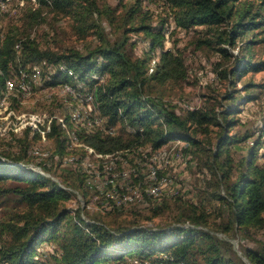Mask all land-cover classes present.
<instances>
[{"label": "trees", "instance_id": "1", "mask_svg": "<svg viewBox=\"0 0 264 264\" xmlns=\"http://www.w3.org/2000/svg\"><path fill=\"white\" fill-rule=\"evenodd\" d=\"M35 1L40 5L31 6L23 24L0 38V95L7 80L18 79L21 70L32 77L25 68L29 63L33 74L36 66H47L45 84H71L85 99L91 98L101 119L100 124L81 123L86 130L78 139L71 136L73 144L81 140L100 154L145 157L176 146L184 159L194 164L199 159V168H207L216 177L219 189L213 195L227 216L212 223L206 210L189 204L187 211L166 224L151 226L134 219L110 225L98 213L91 216L83 207L73 210L67 206L70 195L85 184L82 172L72 184L35 169L25 160L30 155L27 144L14 153L0 152V196L13 192L28 205L24 212L0 218V264H249L225 235L264 228V163L256 162L264 143V113L251 128L233 132L245 124L234 116V103L241 96L236 78L264 69V60L254 58L255 45L264 41V0H164L172 9L168 18L174 29L194 30L198 48L206 45L219 54L214 70L228 84L222 97L225 104L218 100L217 105L189 109L185 114L152 89L155 80L182 81L189 71L184 52L165 46L169 20H162L161 26L147 22L152 13L142 14L144 0H134L128 8L124 31L143 32L151 40V50L160 49L151 73V56H134L127 36L112 38L104 31V18L114 12L112 7L102 8L99 0ZM50 6L58 14L74 13L73 26L83 36L95 33L98 42L83 48H43L31 30L44 21L42 12ZM255 85L254 81L244 84L248 100L257 98ZM47 127L46 136L56 146L52 156L65 154L69 138L62 121L53 119ZM215 128L216 140L212 136ZM238 144L245 151L236 159L232 146ZM137 171L128 184L139 182L143 197L153 200L146 192L152 180L140 168ZM157 175L162 177V171ZM118 188L125 193V187ZM258 244L245 249L251 264H264V240Z\"/></svg>", "mask_w": 264, "mask_h": 264}, {"label": "rangeland", "instance_id": "2", "mask_svg": "<svg viewBox=\"0 0 264 264\" xmlns=\"http://www.w3.org/2000/svg\"><path fill=\"white\" fill-rule=\"evenodd\" d=\"M4 2H7L5 6ZM133 2L134 0H99L102 8L110 6L114 11L104 18V31L111 33L112 38L127 36L128 48L134 56H151L148 64V72L151 73L156 68L160 49L151 50V40L143 32L125 33L124 31L125 15ZM32 5L33 9L40 4L35 0H0L1 39L13 26L23 24V16L30 12ZM51 7L44 8L42 12L44 21L36 24L31 30L32 36L41 42L43 48L52 47L57 50L67 47L83 48L86 43L98 42L95 33L83 36L73 26L74 13L58 14ZM147 11L151 12L152 16L146 21L151 20L154 25L160 24L164 19L169 20L166 23L168 27L165 30V46H175L184 52L189 71L187 78L182 81L165 83L153 81L152 89L154 88L156 95L162 101L176 106L182 114L189 109L208 107L214 103L217 105L218 100H223L225 104L227 101L222 97L226 93L228 84L224 80L221 81L214 70L216 62L220 60L219 54L206 45L198 48L195 40L198 34H195L194 30L174 29V23L169 24L172 19L168 18L172 9L164 5V0H144L142 14ZM139 21L140 18L136 19V23ZM258 36L262 38L263 34ZM254 58L257 61L264 60V41L255 45ZM32 65L29 63L25 67L31 71L30 78L25 70H21L26 74L29 91L17 87L7 98L8 102L5 100L0 108V152L4 155L9 152L14 153L20 146L29 144L30 155L25 157V160L35 169L72 184L78 181V172H82L85 175V184L82 188L76 189L66 200L69 208L76 210L83 207L84 211L91 216L98 213L110 225L128 224L134 219L151 226L166 224L176 220L182 210L187 211L189 204H198L206 210L212 223H220L227 216V211L213 195V192L219 189L216 177L211 175L207 168L203 170L199 168V159L197 164L184 159L176 146L175 148L174 146L164 147L153 155L143 157L135 153L128 155L119 153L115 156L100 154L82 145L81 140V143L73 144L70 141L71 136L73 138L76 134L79 137V133L86 130V126L81 124L83 120L90 126L93 124L90 123L93 120L91 116L98 117L91 99H85L78 94L71 84L60 83L54 86L45 84L44 76L49 68L40 64V67L36 66L33 74ZM17 78L10 80L18 85L22 76ZM248 81H254L257 84L254 89L257 98L254 100H248V92L243 89ZM236 86L241 89L238 93L241 96H238L234 103L237 108L234 116L240 118L245 124L238 125L233 132L251 128L254 121L264 113V69L239 75L236 78ZM78 112L81 113L79 120ZM53 119L62 121L69 138L67 143L69 146L65 149V154L56 155L57 157L51 154L56 147L54 139L46 136L47 126L53 123ZM98 123H101L99 117L96 121V124ZM213 130L215 131L212 136L216 140L217 129ZM262 140L264 141V136ZM232 150L236 152L234 157L238 159L245 148L238 144L233 145ZM116 161L121 162L120 166ZM256 162L264 163V143ZM151 166H155L151 169L152 175L155 170L162 171V177L149 183L146 188V192L155 195L153 200L143 197L139 183L128 185L137 176L139 168L141 172L149 173L148 168ZM121 176H127L128 179L124 180ZM146 177L149 179L148 175ZM165 178L168 183L164 181ZM113 182L120 184L115 185ZM163 182L165 185H160ZM125 183L129 188L121 194L118 192V186L122 188ZM155 183H159L160 189V192L157 191L156 194L150 191ZM158 194L160 197H157ZM176 198L179 200L176 201ZM27 208L28 205L13 192L0 196V218L11 216L15 212H24ZM114 209L118 210L113 212ZM222 235L225 234L222 233ZM225 236L232 242L235 252L251 264L245 249L254 248L259 245L260 240H264V228L236 230Z\"/></svg>", "mask_w": 264, "mask_h": 264}, {"label": "bare ground", "instance_id": "3", "mask_svg": "<svg viewBox=\"0 0 264 264\" xmlns=\"http://www.w3.org/2000/svg\"><path fill=\"white\" fill-rule=\"evenodd\" d=\"M21 76H22V78L21 79H19V83H18V85L16 84V82H14L13 80H7V82H6V85H5V91H4V93L2 94V95H0V108H1V106H3L4 105V103H5V100H7V102H8V97L10 96V95H12L13 93H14V90L17 88V87H19L20 89H22V90H26V91H29V88H30V86H29V84H28V82L26 81V74L24 73V72H21ZM23 81H25V84H26V87H25V85L23 84ZM25 92V91H24ZM89 99H91V98H89ZM77 114V113H76ZM77 115H81V113L80 112H78V114ZM75 116V115H74ZM96 116V115H95ZM75 119V118H74ZM80 118H78V120H79ZM90 119V118H89ZM86 120V119H85ZM98 120V117L97 118H95L94 119V121L96 122ZM79 122V121H78ZM81 122V121H80ZM85 122V121H84ZM83 123V122H82ZM91 124L93 123V120H91V122H90ZM80 124V123H79ZM84 124H86L87 125V123H84ZM98 124H100V123H98ZM76 133V132H75ZM73 138L74 139H78V136L75 134V136H73ZM144 157V156H143ZM147 160V159H146ZM117 162V161H116ZM125 162V161H124ZM104 167V166H103ZM101 168V167H100ZM122 168V167H121ZM137 169V168H136ZM122 170V169H121ZM158 171V170H157ZM157 171L155 170V172H153V175L151 174V173H148V176H149V180H152V181H155V180H158V175H157ZM145 172V171H144ZM113 173V172H112ZM135 173H136V171H135ZM101 175V174H100ZM144 175V174H143ZM138 178H139V176H138ZM159 178H160V176H159ZM144 179H145V177H144ZM160 180V179H159ZM162 180V179H161ZM160 180V181H161ZM134 181V180H133ZM148 181V180H147ZM151 181V182H152ZM159 181V182H160ZM163 181V180H162ZM165 181V180H164ZM139 183V182H138ZM110 184H111V182H110ZM137 184V183H136ZM143 184V183H142ZM156 184V183H155ZM159 184V183H158ZM116 185V184H115ZM120 186V185H119ZM118 186V187H119ZM145 186V185H144ZM148 186V185H147ZM123 188V187H122ZM129 188V187H128ZM149 188H150V186H149ZM141 189V188H140ZM133 190V189H132ZM124 191V190H123ZM130 191V190H129ZM151 192H153V193H157V191H154V185L152 186V188H151V190H150ZM126 192V191H125ZM160 192V191H159ZM121 193V192H120ZM138 193V192H137ZM142 193H144V191L142 192ZM112 194V193H111ZM153 196H155V195H153ZM157 196H159V194L157 195ZM139 197V196H138ZM137 197V198H138ZM146 197V196H145ZM151 199V198H150Z\"/></svg>", "mask_w": 264, "mask_h": 264}, {"label": "built area", "instance_id": "4", "mask_svg": "<svg viewBox=\"0 0 264 264\" xmlns=\"http://www.w3.org/2000/svg\"><path fill=\"white\" fill-rule=\"evenodd\" d=\"M6 3L7 2H4V6L6 5ZM23 84L25 85V87H26V84H25V81H23ZM79 116V118H81V115H78ZM83 123H84V120H83ZM93 124H96V122L94 121V119H93ZM154 167L155 166H151L150 168H148V170H149V173H151V169H154ZM121 178L122 179H124V180H126V179H128V177L127 176H121ZM165 181L168 183V180L165 178ZM114 183V182H113ZM130 183V182H129ZM114 184H120V183H114ZM131 184V183H130ZM129 185V184H128ZM133 185V184H132ZM160 185H165V183L163 182V184H160ZM123 187H125L126 189L128 188L127 187V185H126V183H125V185H122ZM130 186V185H129ZM154 191H160V189H159V184H154ZM148 193H150V192H148Z\"/></svg>", "mask_w": 264, "mask_h": 264}]
</instances>
